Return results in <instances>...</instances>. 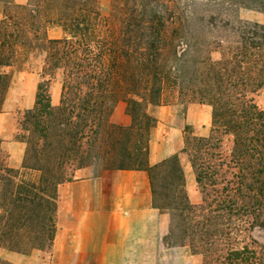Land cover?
Returning <instances> with one entry per match:
<instances>
[{
  "label": "trees",
  "instance_id": "obj_1",
  "mask_svg": "<svg viewBox=\"0 0 264 264\" xmlns=\"http://www.w3.org/2000/svg\"><path fill=\"white\" fill-rule=\"evenodd\" d=\"M32 1L0 26V109L11 80L4 69L18 54H39L47 77L18 121L20 169L6 165L0 146V246L50 250L57 186L100 164L147 171L154 207L169 213L171 235L185 238L201 264H264V245L251 237L264 231V111L252 98L264 88V25L231 15L264 9V0H110L107 15L99 0ZM49 27L61 36L48 38ZM57 73L53 106L48 88ZM165 89L210 107L208 134L186 126L181 150L197 204L178 155L147 164L156 126L147 110L164 103ZM119 102L125 126L111 121Z\"/></svg>",
  "mask_w": 264,
  "mask_h": 264
},
{
  "label": "crops",
  "instance_id": "obj_2",
  "mask_svg": "<svg viewBox=\"0 0 264 264\" xmlns=\"http://www.w3.org/2000/svg\"><path fill=\"white\" fill-rule=\"evenodd\" d=\"M208 107L191 104L182 110L176 105H161L150 111L156 126L150 131L147 164L154 166L178 155L189 201L194 192L192 181L196 183L181 153L184 130L186 126L198 128L204 132L200 136H206L210 127ZM20 146H16L17 153L9 152L12 169L21 167L24 150ZM180 251L194 260L187 240L171 235L169 213L154 207L147 171L86 166L57 186L49 264H168L174 257L179 261ZM36 254V264H42V252ZM30 257L0 248V258L14 263L29 261Z\"/></svg>",
  "mask_w": 264,
  "mask_h": 264
},
{
  "label": "rangeland",
  "instance_id": "obj_3",
  "mask_svg": "<svg viewBox=\"0 0 264 264\" xmlns=\"http://www.w3.org/2000/svg\"><path fill=\"white\" fill-rule=\"evenodd\" d=\"M10 1L13 4L7 6L3 3V0H0V26L2 24H6L7 22V19L4 18L5 15L6 18L10 17V15L16 17L17 14L20 12V9L18 7L27 6L33 3L32 0H10ZM181 3H184V0H182ZM109 4H110V0H99V6L101 8V13L103 15L108 14ZM231 15L233 16V18L237 20H239L240 18L241 20L256 22L261 25H264V9L261 10L237 9L235 10V12L234 11L231 12ZM13 20L12 18L9 20L11 24H13ZM46 36L51 39L59 38L61 36V30L57 27H49L46 31ZM41 69H42L41 56L39 54H34V53L18 54L16 58L12 61L10 66L4 69V71L10 74L11 80H10L9 88L5 95V99L0 109V142H1L0 146L3 152L5 153V155L7 156L5 163L8 167H9L8 158L10 156L9 152L12 151V153L14 154L17 153L16 146L17 145L20 146V143L23 145L20 147L21 148L23 147V150L25 149V144L20 142L21 139L19 137L20 131L18 127V121L25 111L32 108L35 101V94L38 83L47 79V77L41 73ZM48 89H49L51 104L53 106L58 105L59 96L61 92V76L59 73H57L55 77L50 81ZM252 98L258 109L264 111V88L260 89L258 92L253 94ZM163 101H164L163 104L157 106L176 105L180 107V109L184 110L187 106L191 105L190 103H187L186 100H179L177 98L176 90H170V89H165L163 95ZM194 105L207 107V105H201L195 103ZM157 106L148 108L147 111L149 115H151L150 114L151 109ZM123 114L126 115L125 105L119 102L115 105L112 111L111 121L114 124L125 126L122 123L129 120H127ZM190 129L193 131L194 135L197 136H200L201 134L203 135L204 133L201 132V130L198 128L190 127ZM230 146H231L230 140L225 138L222 145L223 151L228 152ZM87 166L102 167L100 164H89ZM74 171L71 172V178L73 177ZM191 186L193 189L192 191L194 192L192 193L193 197L190 201H195L199 203L200 195L193 181ZM251 237L254 240H256L259 244L264 245V231L255 229L251 233ZM0 248L5 249L1 246ZM5 250L9 251L7 249ZM38 251L42 252V256H41L43 259L42 264H49L50 250L47 248L37 251L29 249L28 251H25L26 253H17V252L9 251L19 255H30L31 256L30 260L14 263L12 262V260L0 258V264H36L38 258L36 253ZM189 254H191L190 251ZM192 256H194V260L190 259V257L187 258L184 252L180 251L179 261H175V257H174V262L171 263V260H169L168 264H201L202 263V258L200 256L198 255H192Z\"/></svg>",
  "mask_w": 264,
  "mask_h": 264
}]
</instances>
